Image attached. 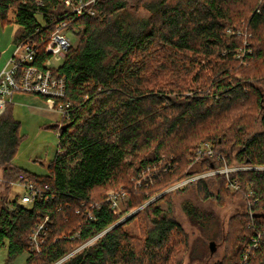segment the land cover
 <instances>
[{
  "label": "trees",
  "instance_id": "obj_1",
  "mask_svg": "<svg viewBox=\"0 0 264 264\" xmlns=\"http://www.w3.org/2000/svg\"><path fill=\"white\" fill-rule=\"evenodd\" d=\"M133 6L149 15L134 16ZM68 10L64 0H0V20L20 26L16 43H34V63L40 66L48 56L53 21ZM67 19L82 29L54 70L66 81V93L56 103L69 107L49 125L59 133V146L47 174L14 163L23 138L21 121L9 103L0 112V174L13 180L23 173L43 193L28 204L20 202L19 193L0 194V247H7L10 258L27 251L26 264H56L108 229L58 264L174 262L185 252L187 234L171 207L165 211L159 204L169 200V193L118 223L121 215L107 201L108 188L125 184L129 208H138L180 180L251 165L230 172L240 186L236 193L220 173L186 185L204 198L238 195L245 202L232 218L226 253L215 264H264V241L243 262L256 230H264V168L254 167H264V0H97L95 15ZM245 30L252 34L247 37L252 53L242 60L236 50ZM201 142L213 146L212 156H197ZM164 154L174 155L176 164L156 172L153 185L129 183ZM84 201L98 202L93 219ZM185 209L192 222L201 223L191 203ZM46 216L43 249L31 252L29 235ZM134 219L141 221L140 236L125 228Z\"/></svg>",
  "mask_w": 264,
  "mask_h": 264
},
{
  "label": "rangeland",
  "instance_id": "obj_2",
  "mask_svg": "<svg viewBox=\"0 0 264 264\" xmlns=\"http://www.w3.org/2000/svg\"><path fill=\"white\" fill-rule=\"evenodd\" d=\"M131 13L137 17H145L148 16V12L144 9L136 10L133 7H130ZM9 19H14V13L10 12ZM227 35H232L231 32L228 31ZM21 32L20 26L14 21L3 23L0 20V67L4 65L7 59L12 55L13 50L17 46L16 37ZM239 32V31H238ZM241 34H243V31ZM252 36L251 33H248L245 30L244 37L241 46H239L236 50V58L239 59L238 54L246 51V53H252V48L250 47V41L248 38ZM248 37V38H247ZM78 39L75 36H72V42L74 46L76 45ZM64 58H61L58 61H55L53 64L55 66H59L63 63ZM24 93V92H17ZM15 93L13 96L19 97L18 94ZM32 95L30 97H37L42 102V105H46L47 100L40 97L36 94L26 93ZM12 96V97H13ZM31 99V98H30ZM26 100V99H25ZM22 102L23 104L15 105L16 111L15 114L21 122V134L23 138L19 145V149L17 155L14 159V163L18 166H21L24 169H27L33 173L38 175H45L48 172V163L52 161L57 154L58 151V134L57 131L49 127V125L55 123L53 119L44 115L32 114L29 111V104L31 100ZM21 108V111L17 110ZM59 117L58 120H60ZM261 129V125L258 122L256 126V130L259 131ZM206 142H201L198 147L203 145ZM197 148V153H198ZM234 152H236L234 150ZM198 156V154H197ZM164 161L159 165L156 171L153 170V174L156 172H160L164 169H169L168 167L174 166L176 163L174 162V155L164 154ZM200 157V156H199ZM192 157H190L191 159ZM129 158L128 160H130ZM167 163V165H165ZM166 168H165V167ZM195 169L199 168V163L194 165ZM251 165L241 166H224L220 168V174L226 176L227 179V187L233 193L234 191H239V188H236L231 185L230 180L233 181L230 177V172L237 170L250 169ZM257 169L264 168L262 166H254ZM0 171H3L2 169ZM152 173V172H150ZM153 174H150L152 177ZM145 176V175H144ZM138 176L130 177V184L134 186H139ZM10 179L4 177L2 173L0 174V194L6 196H12L15 193H22V189L19 186H9L6 181ZM14 180V179H13ZM189 182L188 180H180L175 184H172L170 187L164 189L159 192L155 196L151 197L148 201L144 202L138 208H129L130 196L129 193L124 189L125 184H121L118 188L111 187L106 191V196L111 191H120L124 192L118 199V209L115 211L117 215H121L119 221L128 219L134 213L144 208L151 202H154L157 198L161 197L164 193H169V200L163 199L159 204L162 208L167 211L169 207H171L172 213L175 217L181 222L184 231L187 234L186 239V248L185 252L177 253L174 262H169L167 264H215L223 259L226 250H227V238L230 235L231 230V221L232 218L242 212L244 209L245 202L241 196H225L217 199L215 196L204 198L197 191V188L193 185H186ZM155 183V181H154ZM154 183L148 184L153 185ZM129 184V185H130ZM144 185H147L144 183ZM211 189L214 193L217 192L218 185L213 183ZM236 193V192H234ZM189 202L191 203L200 213L201 223H194L190 219L188 212L185 209V204ZM262 218H264V213L262 214ZM118 221V222H119ZM141 221L139 219H134L130 223H128L125 228L126 230L134 235L140 236L142 233ZM214 243V249L211 250L210 243ZM81 247V246H80ZM77 248L75 251L80 249ZM245 248V247H244ZM243 248V249H244ZM75 251L68 254V256L72 255ZM29 253L24 251L23 253L17 255L14 258H10L8 255L7 247H0V264H26ZM180 259V260H179Z\"/></svg>",
  "mask_w": 264,
  "mask_h": 264
},
{
  "label": "built area",
  "instance_id": "obj_3",
  "mask_svg": "<svg viewBox=\"0 0 264 264\" xmlns=\"http://www.w3.org/2000/svg\"><path fill=\"white\" fill-rule=\"evenodd\" d=\"M66 5L69 6V10L62 16H57L53 21V28L51 29L45 45V52L48 55L42 66L34 63L37 57V48L29 40L20 42L17 44L12 52V55L7 59L3 67L0 69V112L4 110L6 105L10 103L12 96L17 92L31 93L36 95L45 96L47 104L50 108L56 110L59 115H66L68 113V104L56 103V99L64 97L66 93V81L64 77H58L55 75L54 70L57 66L53 63L66 57V54L70 47L74 45L72 42V36L79 39L81 35L82 26L73 25L71 20H68L69 16H82L85 14L95 15L97 0H64ZM229 32L232 30L229 28ZM242 32H238L241 34ZM246 51L238 54V57L243 60ZM59 135V133H57ZM198 156L206 154L212 156L214 154L213 146L206 142L198 149ZM164 161L160 160L158 163H154L144 168L138 179L139 186L145 184H151L155 181V174L158 166ZM252 168V167H251ZM250 168V169H251ZM152 172V173H150ZM224 172L220 169H213L196 176H193L188 181L194 180L199 177L212 175L216 173ZM150 174H153L151 177ZM145 175V176H144ZM11 187L19 186L22 189L20 194V202L28 204L32 203L37 197L42 198L43 193L38 186L29 180L25 174H20L17 179L6 181ZM232 186L239 188L236 181H231ZM252 193L248 192L247 196ZM124 195L122 190L111 191L107 195V201L111 203V207L114 211L118 209V199ZM257 202V199H254ZM82 206L86 209V215L89 218H94L92 210L99 206L98 202H82ZM79 212V209L77 210ZM49 216H46L44 220L38 223L31 231L29 235V249L31 252L40 253L43 249L44 243L47 238V222ZM102 233L92 237L86 241L80 248L88 246L94 243ZM264 241V230H256L255 235L252 238V242L246 247L243 257V262L247 261L254 250ZM65 256L56 264L67 258Z\"/></svg>",
  "mask_w": 264,
  "mask_h": 264
},
{
  "label": "crops",
  "instance_id": "obj_4",
  "mask_svg": "<svg viewBox=\"0 0 264 264\" xmlns=\"http://www.w3.org/2000/svg\"><path fill=\"white\" fill-rule=\"evenodd\" d=\"M5 64V63H4ZM3 67V65L0 67V69ZM18 94V96L19 97H17V99H16V97H12L11 98V100H10V107L12 108V110H13V115H14V117L16 118V119H18V120H20L19 119V117H17L16 116V114H15V111H16V107H15V105L17 104V105H22L23 103L22 102H24L23 101V99L25 100V101H28V100H31V103L29 104V111L32 113V114H38V115H44V116H47V117H50L51 119H53L55 122H57L58 121V119H59V117H60V115H59V113L56 111V110H54V109H52V108H50L49 106H48V104L46 103V105H42V101L39 99V98H37V97H35V96H33V97H30V96H32V95H29V94H26V93H17ZM31 98V99H30ZM17 110H19V111H21V108H19L18 109V107H17ZM21 121V120H20ZM22 122V121H21Z\"/></svg>",
  "mask_w": 264,
  "mask_h": 264
},
{
  "label": "water",
  "instance_id": "obj_5",
  "mask_svg": "<svg viewBox=\"0 0 264 264\" xmlns=\"http://www.w3.org/2000/svg\"><path fill=\"white\" fill-rule=\"evenodd\" d=\"M262 216H263V215H262ZM124 220H126V218H125ZM124 220H121V221H119L118 223H121V222H123ZM118 223H117V224H118ZM107 230H108V229H107ZM107 230H105V231H107ZM105 231H104V232H105ZM104 232H103V233H104ZM103 233H102V234H103ZM210 248H211V250L214 249V243H213V242L210 243Z\"/></svg>",
  "mask_w": 264,
  "mask_h": 264
}]
</instances>
